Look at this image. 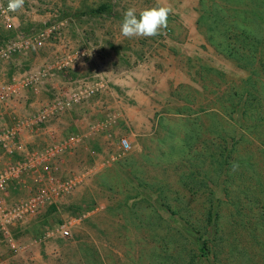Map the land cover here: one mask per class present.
<instances>
[{"label":"rangeland","instance_id":"rangeland-1","mask_svg":"<svg viewBox=\"0 0 264 264\" xmlns=\"http://www.w3.org/2000/svg\"><path fill=\"white\" fill-rule=\"evenodd\" d=\"M157 4L173 9L161 35H121L127 8ZM14 23L27 36L57 32L3 65L0 83L85 51L75 67L92 53L115 76L140 77L151 101L118 118L95 110L94 122L115 121L111 136L101 129L96 148L66 152L75 189L20 227L16 248L0 236V264H264V0H25ZM73 73L52 98L70 93ZM27 96L17 110L37 95ZM36 183L29 174L9 201Z\"/></svg>","mask_w":264,"mask_h":264},{"label":"built area","instance_id":"built-area-1","mask_svg":"<svg viewBox=\"0 0 264 264\" xmlns=\"http://www.w3.org/2000/svg\"><path fill=\"white\" fill-rule=\"evenodd\" d=\"M6 6L7 0H0V24L9 33L0 36V72L3 65L19 55L30 53L41 41L57 32V27H50L40 36L32 37L16 31V13L5 14ZM85 56L87 53L81 51L51 64L30 68L19 79L0 83V236L13 248H16L13 237L20 227L37 218L48 203L63 194L71 193L76 186V178L64 180L62 174L67 146L50 140L43 148H33L32 144L25 141L24 134L27 130L36 132L43 129L65 111L80 105L86 96L79 91L73 94L53 93L50 102L35 113L27 111L26 117L18 114L14 103L22 100L24 92L39 94L56 74L69 72L78 63V59ZM120 146L124 151L131 149L127 139L121 140ZM29 174L36 177V187L30 190L26 198L10 202L17 183ZM60 230L66 237L71 235L67 223Z\"/></svg>","mask_w":264,"mask_h":264},{"label":"crops","instance_id":"crops-1","mask_svg":"<svg viewBox=\"0 0 264 264\" xmlns=\"http://www.w3.org/2000/svg\"><path fill=\"white\" fill-rule=\"evenodd\" d=\"M90 57H92V53L91 55L88 54V63L84 62L76 67L74 66V68L69 71L74 72L73 74H75L76 78H71L75 80L70 81L71 85L67 90H69L70 94H73L76 91L84 94L86 97L83 98L82 103L65 111V113L54 119L43 129L36 132H29L27 130L24 134L26 142L30 144H32V142L33 144H41L43 142L48 143L50 140H56L57 143L67 146L66 150L69 152L67 154L80 150V148L84 146H87L89 149L91 147L96 148L97 146L94 141L101 133V129L105 131V134L109 133V136H111L110 128L115 121L111 123L110 118L107 122H102L103 125L94 122L93 119L96 115L95 110L97 111L98 109L103 108L105 112L106 109H109L107 115L112 114L113 117L118 118L119 115L124 117L125 114H122L123 110L125 111L128 107L135 106V103L138 108L140 107V109L144 110V106L148 103L147 100L151 101V97L145 96L148 92L146 93V86L140 81V77H132L128 72H122L124 73L123 75L120 74V76H115L108 64L97 62L96 58L90 59ZM44 64L45 61L34 62L30 67H38ZM125 73L127 74L125 75ZM59 77L63 76L56 74L53 77V80L45 86V89L39 94H36L37 96H34L31 91L27 92L28 96L29 94L34 96L35 101H32L33 98H28L27 96L28 99L24 101V103L26 102L24 104L25 106L23 107L20 104L18 114L26 117L27 106H29L31 110H34L35 107V111H37L40 107H43L50 102V92L52 93L51 89L53 87L52 84L57 85L59 88ZM61 79L62 83L65 84V79ZM58 92L61 93V91L57 90L53 93ZM148 94L150 95V93ZM126 96H130V99L133 100L130 104L129 102L128 104L125 102V100H127ZM95 98H98V100L92 101ZM107 104H110V107H108ZM82 105L86 106V109H80L79 107ZM91 105L92 111H90ZM112 107L115 109L117 108V111H110ZM104 127H109V130L106 131ZM35 141H37V143H35ZM63 164H65V161Z\"/></svg>","mask_w":264,"mask_h":264},{"label":"clouds","instance_id":"clouds-1","mask_svg":"<svg viewBox=\"0 0 264 264\" xmlns=\"http://www.w3.org/2000/svg\"><path fill=\"white\" fill-rule=\"evenodd\" d=\"M25 0H7V6L4 8L5 14L16 13L23 9ZM173 13L170 5L157 4L152 7H146L137 12L135 7H129L123 13L120 32L123 37L132 38H150L162 34V30L168 27V18ZM233 171L238 165L233 162Z\"/></svg>","mask_w":264,"mask_h":264},{"label":"trees","instance_id":"trees-1","mask_svg":"<svg viewBox=\"0 0 264 264\" xmlns=\"http://www.w3.org/2000/svg\"><path fill=\"white\" fill-rule=\"evenodd\" d=\"M240 1H243V0H240ZM223 2H225V3H227V4H238V2H239V0H223ZM251 6H252V4H251ZM219 12V11H218ZM219 14H220V16L222 15V17L223 16H226V12H224L223 10H221L220 12H219ZM241 15H242V12L240 13ZM241 43L243 44V45H245V46H248L249 44V42L248 43H246L245 41H241Z\"/></svg>","mask_w":264,"mask_h":264}]
</instances>
